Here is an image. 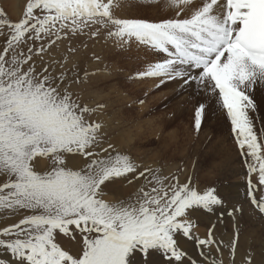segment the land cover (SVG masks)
Segmentation results:
<instances>
[{
	"label": "snow or ice",
	"instance_id": "obj_1",
	"mask_svg": "<svg viewBox=\"0 0 264 264\" xmlns=\"http://www.w3.org/2000/svg\"><path fill=\"white\" fill-rule=\"evenodd\" d=\"M124 4L29 0L19 22L0 19V35L7 36L0 51V217H22L0 229V248L14 264H154L156 253L167 264H188L177 235L194 240L205 255L217 242L212 229L206 239L196 235L193 212L223 203L215 188L199 190L152 168L139 171L112 144L102 147L103 125L91 116L103 106H82L67 74L53 63L38 69L35 57L43 60L45 48L19 51L26 39L55 36V44L61 33L98 26L93 37L103 29L117 47L136 43L153 50L161 58L136 78H154L156 87L170 81L195 85L214 97L242 154L251 158L249 175L258 173L264 185V144L250 115L256 110L251 93L264 87V0H162V9L174 15L158 22L117 15ZM205 110L200 103L194 111L197 131ZM140 177L148 184L134 196L105 199L118 179ZM254 187L249 181L248 196L264 214V197L257 199ZM237 239L238 233L230 245L233 257Z\"/></svg>",
	"mask_w": 264,
	"mask_h": 264
},
{
	"label": "rangeland",
	"instance_id": "obj_2",
	"mask_svg": "<svg viewBox=\"0 0 264 264\" xmlns=\"http://www.w3.org/2000/svg\"><path fill=\"white\" fill-rule=\"evenodd\" d=\"M28 2L0 0V12L4 14L0 19L19 22ZM156 4L148 0H125L117 15L156 22L161 17V20L167 19L171 11L165 12L162 2ZM95 27L98 26L75 35L61 33L64 38L55 44H51L55 36H42L35 41L26 39L18 50L27 53L29 48L37 50L43 45V60L35 57L37 68L41 63H53L54 70L67 74L71 90L82 106H103L91 116L103 125L102 147L112 144L118 152L130 156L139 165V171L152 168L158 170L161 177H179L181 184L190 181L191 186L199 190H217L223 203L211 212L196 209L192 215L198 225L194 229L196 235L206 239L212 229L217 243L204 249L205 255H201V248L194 240L177 235L180 247L187 253L188 264L192 261L212 264L214 260L223 264H248L249 260L251 264H264V214L248 196L249 181L255 186L257 199L264 197V185L258 184V173L249 175L251 158L238 147L226 111L214 97L210 98V94L195 85L187 87L170 81L156 87L159 81L154 78H136L138 72L161 57L136 43L117 47L103 29L99 36L93 37L91 32ZM6 40V35H0V51L6 46ZM73 80L79 82L73 83ZM251 95L256 110L250 111V115L258 141L264 144V87L257 86ZM200 103H205L206 110L197 131L194 111ZM147 184L145 177L133 178L131 183L126 178L118 179L106 190L105 199L109 202L127 199ZM21 218L19 215L0 217V229ZM237 233L233 257L230 245ZM152 259L154 264H167L159 253ZM0 260L14 264V258L3 248H0Z\"/></svg>",
	"mask_w": 264,
	"mask_h": 264
},
{
	"label": "bare ground",
	"instance_id": "obj_3",
	"mask_svg": "<svg viewBox=\"0 0 264 264\" xmlns=\"http://www.w3.org/2000/svg\"><path fill=\"white\" fill-rule=\"evenodd\" d=\"M161 2H162V0H161ZM195 2H196V3H199V0H195ZM157 4H158V3H157ZM157 4H156V5H157ZM161 6H162V5H161ZM154 7H155V6H154ZM157 7H158V9L160 8L159 5H158ZM158 9L155 8V10H158ZM160 9H161V8H160ZM161 10H162V9H161ZM157 12H158V11H157ZM159 12H160V11H159ZM165 12H167V11H165ZM163 13H164V12H163ZM155 14H157L156 11H155ZM155 14H154V15H155ZM165 14H166V13H165ZM171 14H172V12H171L170 14L168 13V16L170 17ZM173 15H174V14H173ZM156 16H158V15H156ZM161 16H162V15L160 14V17H161ZM163 16H164V14H163ZM168 16H167V18H168ZM158 17H159V16H158ZM165 17H166V16H165ZM161 18H162V17H161ZM161 18L158 19V20L160 21ZM156 19H157V18H156ZM71 58H72V57H71ZM75 58H76V57H75ZM178 86H179V85H178ZM187 87H188V86H187ZM189 87H190V86H189ZM258 87H259V86H258ZM166 88H167V87H166ZM175 88H176V87H175ZM172 92H173V91H172ZM252 178H253V177H252ZM248 215H249V214H248ZM245 217H246V216H245ZM248 217H249V216H248ZM253 219H254V218H253ZM2 220H3V219H2ZM9 222H10V221H9ZM229 223H230V222H229ZM242 247H243V246H242ZM248 247H249V245H248ZM257 250H258V249H257ZM245 251H246V250H245ZM253 251H254V250H253ZM254 253H255V252H254ZM160 263H161V262H160Z\"/></svg>",
	"mask_w": 264,
	"mask_h": 264
}]
</instances>
